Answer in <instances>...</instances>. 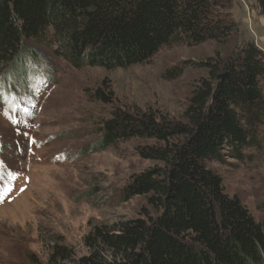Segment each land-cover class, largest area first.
I'll use <instances>...</instances> for the list:
<instances>
[{
	"label": "trees",
	"instance_id": "trees-1",
	"mask_svg": "<svg viewBox=\"0 0 264 264\" xmlns=\"http://www.w3.org/2000/svg\"><path fill=\"white\" fill-rule=\"evenodd\" d=\"M251 1L264 20V0ZM232 9L233 0H0L2 96L16 78L23 82L26 64L42 61L34 44L75 68L108 71L150 62L177 44L232 45L221 62L204 64L210 76L193 90L184 120L116 109L102 121L101 148L154 141L138 153L158 165L123 191L125 200L146 198L140 216L94 226L85 255L55 244L46 262L31 264H264V220L226 192L210 165L230 153L242 160L264 124V53L242 35ZM113 95L97 89L95 98L112 104Z\"/></svg>",
	"mask_w": 264,
	"mask_h": 264
},
{
	"label": "rangeland",
	"instance_id": "rangeland-1",
	"mask_svg": "<svg viewBox=\"0 0 264 264\" xmlns=\"http://www.w3.org/2000/svg\"><path fill=\"white\" fill-rule=\"evenodd\" d=\"M232 19L264 53V20L253 2L233 0ZM33 47L42 61L26 64L23 82L16 78V87L3 93H9L8 101L0 103L2 152L17 171V176L0 174V182L12 185V195L0 200V264L46 262L55 244L80 257L88 253L84 238L94 226L139 217L148 207L146 198L125 200L123 191L135 175L158 165L138 153L154 141L135 138L101 148L102 121L116 109L184 120L193 90L210 76L204 64L221 62L232 45L177 44L164 47L150 62L112 71L78 69L45 46ZM1 86L3 91L6 83ZM97 89L111 90L114 102L96 99ZM7 110L14 114L12 122ZM258 134L242 160L230 153L226 163L210 165L223 177L226 192L262 221L264 124Z\"/></svg>",
	"mask_w": 264,
	"mask_h": 264
},
{
	"label": "water",
	"instance_id": "water-1",
	"mask_svg": "<svg viewBox=\"0 0 264 264\" xmlns=\"http://www.w3.org/2000/svg\"><path fill=\"white\" fill-rule=\"evenodd\" d=\"M226 75H227L226 73H224V74H220V75L218 76V78H219V79H223V78L226 77Z\"/></svg>",
	"mask_w": 264,
	"mask_h": 264
},
{
	"label": "snow or ice",
	"instance_id": "snow-or-ice-1",
	"mask_svg": "<svg viewBox=\"0 0 264 264\" xmlns=\"http://www.w3.org/2000/svg\"><path fill=\"white\" fill-rule=\"evenodd\" d=\"M10 190V189H9ZM23 190V189H22Z\"/></svg>",
	"mask_w": 264,
	"mask_h": 264
}]
</instances>
